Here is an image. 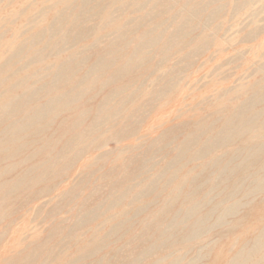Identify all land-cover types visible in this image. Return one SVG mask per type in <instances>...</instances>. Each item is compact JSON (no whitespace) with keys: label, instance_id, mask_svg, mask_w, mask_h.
<instances>
[{"label":"rangeland","instance_id":"obj_1","mask_svg":"<svg viewBox=\"0 0 264 264\" xmlns=\"http://www.w3.org/2000/svg\"><path fill=\"white\" fill-rule=\"evenodd\" d=\"M162 1L93 0L87 9L88 17L82 21L77 16L84 0H0V114L18 98H22L21 102L23 96L41 88L44 97L70 93L79 78L106 59L110 44L111 55L122 56L113 65L104 66L102 76L92 77L88 88L80 90L82 96L72 110L57 120L51 118L55 125L50 138L58 140V144L52 145L55 150L48 154L50 161L27 150L25 154L31 160L22 169L0 175V184L15 186L21 172L35 165H41L37 171L41 174L58 169L40 186L0 206V264H92L99 258L100 264H106L109 254L114 256L115 251L125 250L129 241L133 243L132 238L143 229L141 221L149 213L161 214L169 206L172 210L169 208L166 215L170 223L176 220V225L198 200L203 206V202L221 193L222 186L215 192L212 188L214 181L220 180L215 177L220 178L222 173L209 167L215 157L223 155V150L201 156L198 162L184 159L179 170L170 168V164L186 149L184 141L189 134L199 137L201 145L206 144L221 133L224 123L233 122L231 118L241 113L264 87V0H218L208 6V0H200L199 11L188 23L180 14L161 16L154 8ZM184 1L176 2V10ZM145 16L163 25V42L180 30L188 33L176 37L178 42L173 41L165 54L163 43L156 41L157 32L152 36L154 44L141 50V65L112 83V74L129 64L138 45L133 42L137 40L134 36L126 37L128 48L116 41L128 30L127 24ZM84 27V31L89 29L88 35L79 37L74 33ZM67 34L73 40L58 49ZM19 51L23 54L18 55ZM15 55L17 58L13 59ZM71 57L84 61L80 70L69 84L50 87L53 76ZM45 102H29L25 111L37 109ZM2 124L0 131L7 127ZM243 140L250 143L249 137ZM43 145H28V149L39 150ZM227 160H223L222 167ZM13 162L5 161L0 169ZM199 176L210 181L200 186L201 193L192 183ZM172 177L175 180L167 185ZM263 178L264 175L257 179ZM121 184L124 187L117 192ZM245 190H241L244 195L240 199L246 197ZM125 192L128 195L115 205L114 195ZM176 194V204L173 201L164 205L168 195ZM221 199L216 198L212 205ZM245 201L249 203L246 208L234 218H223L219 228L214 220L222 210L212 217L215 226L210 222L194 235L182 232L179 240L183 241L172 249L158 242L157 237L167 229V223L149 232L151 240L135 242L133 248H128L153 246L149 258L138 260L137 264H235L241 255L251 252L249 247L264 230V190ZM88 203L92 213L86 218ZM147 206L150 207L146 213L138 215L139 209ZM205 207L197 209L192 220L184 221L185 225L180 224L179 228H192L194 224L196 227L200 216L211 211ZM117 226L120 229L115 231ZM189 228L184 231L189 232ZM96 243L104 248L86 256L84 250ZM137 250L126 251V255L136 257Z\"/></svg>","mask_w":264,"mask_h":264},{"label":"bare ground","instance_id":"obj_2","mask_svg":"<svg viewBox=\"0 0 264 264\" xmlns=\"http://www.w3.org/2000/svg\"><path fill=\"white\" fill-rule=\"evenodd\" d=\"M178 1L179 0H164L160 2L158 6L154 8V10H158L161 16L180 14V17L184 22L186 23L191 22L192 18L196 16L197 12L200 9V6L198 4V1L200 0H185L183 2L184 4L181 5L179 9L176 10V2ZM208 1L209 2L207 6L211 5L215 1L217 2L218 0H208ZM92 2L93 0H84L81 13L77 16V19L79 18V19H82V21H85V17H88L89 15L87 14V9ZM202 7H205V6L203 5ZM67 15H65V17ZM65 17L62 18L61 23L63 22ZM126 26H128L127 27L128 30L125 31V33H123L122 35H120V37L118 38L119 42L116 41V43H120L124 45L126 44V47L128 48L129 45L127 44H129V42L126 41V37L134 36L137 38V40H133V42L137 41L138 45L135 48L133 54L130 56V59L128 60L129 64L121 66L118 72L112 74L113 76L110 78L112 80L111 81L112 83L115 82L117 79L119 80L120 77L124 73L131 72L132 68L135 69L141 65V62H140V57L142 54L141 50H143V47L145 46L154 44L155 40L152 39V36L157 34V32H159L157 36L159 38L156 41L157 42L160 41L161 44L163 43L165 54H166V51L167 52L170 51V44L173 41L175 42L176 37H178L179 39L180 37H182V35L184 36L186 35V33H188V32H185L184 30H180L177 34L173 36H169V38L163 42V36L165 32L163 30V25L160 22H154V19H151L148 16L141 18L139 21L135 23L127 24ZM59 28L60 26L56 28L57 29L56 33L59 30ZM142 28H147V29L145 31H141ZM84 30H85V27L77 30L74 33H77L79 37H84L90 33L89 29H87L86 31ZM66 36L67 37L62 40V45L60 47H57L58 49L67 47V45L70 44V41L73 40V38H68L69 34H67ZM178 39L176 40V42H178ZM112 48H113V44H110L106 48L107 49L106 59L102 61H98L95 65V68H92L91 70L87 71L82 78H79L76 82V87L73 90H71L70 93H67L60 97H54V98H51V96L44 97L43 96L44 88H41L37 91H34L33 93L27 94L30 96H27V95L23 96L24 98L21 102L20 100L22 98H18L17 100H15V102L9 104L7 107L3 109V111L1 112L2 114H0V127L3 126L2 123H4L5 125L7 124V127L4 128L2 131H0V166L4 165L5 161H8V162L14 161V162L10 166L0 169V175L2 174L3 176H5L7 174H10L11 170L17 172L20 169H22L25 166L26 161L31 160V157L25 154L27 150L36 152L35 155L37 157H41V160H45L46 162L50 161L48 160L49 159L48 154L55 150V147H52V145L58 144L57 142L58 140L56 139L53 140L52 138H50L51 127L55 125L54 120H51V118L55 117L56 119L57 117H60L63 113H66L72 110L73 106L76 104V102L80 100L82 96V91L80 92V90H84L88 88L87 86H89L93 80L92 77L102 76L101 75L103 72L102 68L104 66H111L114 64L115 59H120V57H122V56L113 57L111 55ZM58 51L56 50L55 52H58ZM17 53L18 55H22L23 51L22 52L19 51ZM14 58H17L16 55L13 57V59ZM83 62L84 61L82 60L79 61L78 59H75V57L74 58L71 57L70 60H67L65 63H63L62 66H60V68L58 69V72L53 76L52 81L50 83V87H53L56 89L59 87V85L64 86V85L69 84L73 80V77L76 75V73L80 70V66L83 64ZM3 67L5 66H2V68ZM37 99H44V101L46 102L42 106L38 107L37 109H29L25 111L26 105L29 102H33L34 100H37ZM25 101H26V104L24 103ZM262 104H264V87H261L260 92H257L252 97V99L246 103L243 109H241V113H238L234 117L231 118L232 119L231 121H233L234 123L233 122L224 123V125L222 126L221 133L217 135L216 137H214L212 140L208 141L206 144L201 145L200 138L194 136L193 134H189L186 137L184 141L185 142L184 144L186 145V149L183 150V152L180 155H178V157H176L175 160L172 161V163L170 164V168L179 170L181 162L184 159L185 160L187 159L188 161L190 160L191 162H198L201 156L205 157L210 154L212 155V154L217 153L218 151L223 150L222 151L223 155L219 157H215L214 158L215 160H213L212 164H210V167H209L214 170L220 169L222 173L220 178L215 177L216 180L217 179H220V180L214 181L216 182L214 183L215 184L214 187L211 185L213 187L212 188L213 191L215 189L217 191V189L220 186H222V189L220 191L221 193H219V195H217L218 194L217 193L215 194L216 195L215 198L212 197V199L210 198L206 202H203L206 204V205L204 204L203 206L200 205L201 201L198 200L199 201L198 204L194 203L195 204V206H193L194 209L193 208H192L193 210L188 209L187 211L189 212L188 213L186 212L187 213L185 216L186 218L183 219L184 216H182V221L181 222L179 221L176 225H174L176 223V220H174L173 216L172 218L174 221L170 223L169 221L170 218L168 217L169 215H166V214L167 212L168 213L170 212L168 211L170 208L168 206L169 203L177 199V194L176 196L168 195L166 197V200L164 201V205L168 207L166 208L165 206H163L165 208L161 214L159 213L154 214V212L149 213L141 221V226L143 227V229L142 231H139L141 233L137 234V236L135 235L134 238H132L131 241L133 243L137 242L138 244H142L148 241L149 239L151 240L150 236L152 234L149 235V232L150 231L152 232V229L156 227H160L163 225L165 226L167 223L166 225L167 229L163 231L161 230L158 233L157 237L160 239V241L158 242H161L163 245H169L170 248L168 246L167 247L169 249H172L171 247L176 245L177 242L183 241V240H179V239H182L181 237H183L181 235L182 232H186L187 235L189 234L194 235V233H197L198 230L202 231L206 224L212 222V217H214L215 214H218L217 211L222 210V212L219 213L216 219L214 220V222L216 223L218 222L217 224L219 228L220 227L219 223H221L223 218H227L229 216L234 218L235 216H237V214L240 212L241 209L246 208V204H249L245 201L246 198L254 194H259V192H263L264 178L261 180L257 179L264 175V108H261ZM246 113H248L249 117L246 116ZM18 116H22V117L17 119ZM58 127H61V126H58ZM244 137L245 138L249 137L250 143H248V141H244L243 140ZM190 138L192 139L190 140ZM42 143L45 145L40 147L39 150L33 151V149H30V148L28 149V145H38ZM232 148H234V150ZM224 159L225 160L228 159L227 160L228 162L227 164H224L225 165L224 167H222V162ZM39 168H41V165H35L31 168H28V170L24 171V173L22 171L21 172L22 175L17 177L16 179L15 186L13 185L9 186L4 183L0 184V206H3L4 203L9 202L10 198H13L15 196L17 198L16 199L13 198L14 200L21 198L22 194L26 192V190L40 186L42 183L46 182V180H49L50 178L54 177L58 173L57 168L52 173H45V174L37 173ZM136 173L137 171L133 172L132 174H129L127 180L133 178L136 175ZM202 173L203 171H201L199 175H202ZM174 180L175 179L172 177V179H170L169 182L167 181L168 182L167 185H170ZM209 182L210 181H207V180L204 181L203 177L201 176L197 177V179L195 178V180H192V183H194L193 184L194 188H195V185L197 187L196 191H198V193L199 192L201 193L200 186H203L204 183H209ZM181 183L182 182H180V184ZM187 184L190 185V183H187ZM248 185L250 187L254 186V188L250 189L248 188ZM123 187H124V184H121V186L118 187L117 192H121ZM243 188L246 189L245 191H247V194L245 195L246 197H244V199H240V196L244 195V192L241 191ZM163 191H165V187L161 190L162 195L164 194ZM188 192H190V190ZM185 194L187 195V192ZM195 194L197 195V193ZM126 195H128L127 192H125L123 195H120V196H118L117 194L114 195V199H113L114 204L115 205L120 204ZM204 195L203 197L206 196ZM208 196L209 195H207V197ZM221 197L222 199L218 201L217 204L212 205V203L214 202L216 198H221ZM167 199H170V200H167ZM178 200H180V198ZM231 201H235V202L231 205ZM224 202H225L224 205H226V207L222 209L224 207V206L222 207V204ZM205 206L209 207L211 211L210 209H208L210 211L209 214H206L203 217L202 215L200 216V218L196 222L197 224L196 227L194 224L192 228H189L188 226L179 228L180 226L178 225L180 224L185 225L183 224L184 221L190 220L197 213V209L203 210L206 208ZM149 207L150 206H147L146 208H143V209H139L138 215H141L142 213H146ZM153 207L155 208V206ZM91 213H92L91 205L90 203H88L84 210V216L87 218L88 215H90ZM178 216L175 218H178ZM215 225L216 224H214V226ZM117 228L120 229L119 226H117L115 228V231H117L116 230ZM122 228L123 226H121V229ZM187 228H189V232L184 231ZM133 243L129 241L128 247L129 246L131 247ZM128 247L126 245L125 250L119 249V252L115 251V253H113L114 256H112V254H109V256L106 257V260H107L106 264H137L136 262L138 260L140 261L141 259L143 260L144 258L150 256L151 255L150 253L153 250V246L152 248L144 247L138 250L136 248L138 246H136L134 249H131L134 246L131 248H128ZM207 247H208V244H207ZM101 248L103 249L104 247H102L101 244L96 243L95 246L90 247L87 250H84V253L86 256L89 253L90 255H93V252H98ZM162 248H165V247H162ZM166 249L167 248H165V250ZM135 250H137L136 253L139 254L138 256L135 257L133 255H126V251H135ZM249 250H251V252ZM249 250H248L249 253L247 252L246 255H241V258L239 259V261L238 260L235 261V264H264V230L261 233V235L258 236L256 240H254V243L251 247H249ZM154 253H155L154 255H156L157 252H154ZM104 260L105 259L103 258V262H105ZM175 261L172 260V262H175ZM100 262H101V258L97 259L95 262L93 261L92 264H100ZM140 263L138 262V264Z\"/></svg>","mask_w":264,"mask_h":264}]
</instances>
